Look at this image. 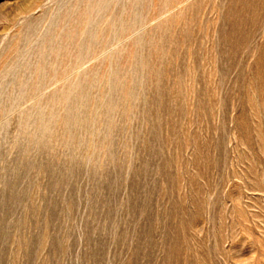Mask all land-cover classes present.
I'll list each match as a JSON object with an SVG mask.
<instances>
[{
	"label": "rangeland",
	"instance_id": "374dc122",
	"mask_svg": "<svg viewBox=\"0 0 264 264\" xmlns=\"http://www.w3.org/2000/svg\"><path fill=\"white\" fill-rule=\"evenodd\" d=\"M0 264H264V0H0Z\"/></svg>",
	"mask_w": 264,
	"mask_h": 264
}]
</instances>
